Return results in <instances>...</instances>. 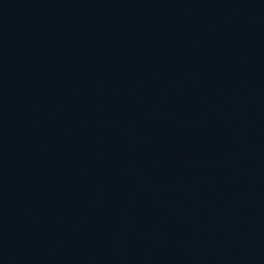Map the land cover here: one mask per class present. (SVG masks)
I'll use <instances>...</instances> for the list:
<instances>
[{"label":"water","instance_id":"1","mask_svg":"<svg viewBox=\"0 0 264 264\" xmlns=\"http://www.w3.org/2000/svg\"><path fill=\"white\" fill-rule=\"evenodd\" d=\"M0 264H264V0H0Z\"/></svg>","mask_w":264,"mask_h":264}]
</instances>
